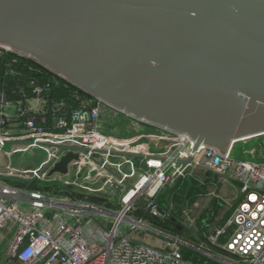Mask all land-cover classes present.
Instances as JSON below:
<instances>
[{
    "label": "built area",
    "instance_id": "built-area-1",
    "mask_svg": "<svg viewBox=\"0 0 264 264\" xmlns=\"http://www.w3.org/2000/svg\"><path fill=\"white\" fill-rule=\"evenodd\" d=\"M28 87L33 97L26 100L13 102L7 96L3 104L6 94L0 95V152L8 160L0 166V264H192L184 259L183 246L216 264H264V162L236 159L234 148L240 142L226 154L206 146L193 152L189 137L159 128L160 133L143 138L167 141V151L147 155L153 160L147 165L137 163L113 153L140 154L133 146L142 137L121 141L107 136L103 117L118 112L137 128L146 123L90 94L93 98L66 117L64 102L47 105L44 95L50 82L32 81ZM60 146L74 150L58 156ZM70 152L78 159L67 173L51 174ZM25 155L32 160L23 165ZM187 159L192 163L182 169L179 161ZM199 172L236 183L240 198L223 226L211 227L204 240L193 242L149 217L167 220L173 211L159 207V196L187 176L200 180ZM196 221L183 210L186 228L195 232ZM91 226L96 228L93 236ZM98 234L105 238L103 243L93 240Z\"/></svg>",
    "mask_w": 264,
    "mask_h": 264
},
{
    "label": "water",
    "instance_id": "water-1",
    "mask_svg": "<svg viewBox=\"0 0 264 264\" xmlns=\"http://www.w3.org/2000/svg\"><path fill=\"white\" fill-rule=\"evenodd\" d=\"M6 50L131 118L189 137L193 152L226 154L264 136V0H0ZM58 148V156L74 150ZM76 159L68 153L51 174ZM179 162L185 169L192 160ZM187 183L181 204L168 196L170 213L186 208L193 188L204 191L191 176Z\"/></svg>",
    "mask_w": 264,
    "mask_h": 264
},
{
    "label": "trees",
    "instance_id": "trees-1",
    "mask_svg": "<svg viewBox=\"0 0 264 264\" xmlns=\"http://www.w3.org/2000/svg\"><path fill=\"white\" fill-rule=\"evenodd\" d=\"M35 81L39 84L50 82L51 89L46 92L44 98L48 104L52 105L57 102H64L70 110L83 107L84 101L93 98L76 86L70 84L66 80L59 78L44 67L37 64L35 61L27 58H22L17 54L4 52L0 53V95L6 94L10 101L17 102L33 97L28 85ZM26 91V92H24ZM26 95V97L24 96ZM51 111L47 115L51 121ZM196 185L199 183L193 180ZM188 183L186 180L177 183L175 188L166 189L158 198V205L162 210L168 211L167 198H175L181 203L183 199L179 196L184 193ZM205 190V187L203 186ZM202 189L193 188L190 192L187 207H191L195 201V194L201 193ZM91 200L101 202L98 199ZM213 210L217 211V206L213 204ZM182 209H174L167 220L161 221L156 218L149 217L152 221L158 223L168 231L179 235L193 242L204 240V235L207 234L210 225L214 222L215 217H210V212L206 211L201 214L195 224V232L186 228L182 223ZM225 224V223H224ZM222 224V225H224ZM221 225V226H222ZM185 260L192 264H216L213 261L201 256L192 248L183 246L181 248Z\"/></svg>",
    "mask_w": 264,
    "mask_h": 264
},
{
    "label": "crops",
    "instance_id": "crops-1",
    "mask_svg": "<svg viewBox=\"0 0 264 264\" xmlns=\"http://www.w3.org/2000/svg\"><path fill=\"white\" fill-rule=\"evenodd\" d=\"M47 105L51 106L50 104ZM63 110H64V116L68 117V114L71 110L67 107L63 108ZM103 122L105 125L104 133L107 136H110L114 139L121 141H130L142 137L140 142L133 146V149L136 152H139L140 154H144V155L151 154L152 156L158 157L164 154L169 147V143L167 141H155L151 143L146 138H143V136L148 134L160 133L158 127L145 124L144 126L137 128L133 125V121L130 118H127L118 112H112V113L109 112L105 114V116L103 117ZM41 126L47 127L46 125H41ZM31 160L32 158L26 161V155H25L22 164L23 165L28 164ZM136 161L137 163L143 162L144 164L147 165L148 161H153V160L150 158H136ZM37 162L38 161L36 159L33 162V165H36ZM200 174L201 175L199 177H201V179L198 180L197 182L202 183L203 186L205 187V190L202 191L201 193H196L194 195L195 201L193 205L185 209L190 211V214L193 217H195L197 220L199 219V217L203 212L208 211L210 212V217L213 218L215 217V220L210 225V228L213 226L214 227L221 226L222 224L226 223L227 220L232 216L234 210L238 205L240 198L238 185L231 181H221L219 177H215L211 173L201 172ZM194 180L196 181L195 178ZM180 181H184V180H180ZM170 203L181 204V202L175 198H171ZM213 204L217 206L218 209L217 211L215 210L212 211L214 206Z\"/></svg>",
    "mask_w": 264,
    "mask_h": 264
},
{
    "label": "rangeland",
    "instance_id": "rangeland-1",
    "mask_svg": "<svg viewBox=\"0 0 264 264\" xmlns=\"http://www.w3.org/2000/svg\"><path fill=\"white\" fill-rule=\"evenodd\" d=\"M11 146H7L6 150H10ZM233 156L239 160H257L264 162V136L247 140L245 142L238 143L234 148ZM31 158L30 155H26V161ZM8 164L6 156L0 152V166H5ZM13 165H16V159L14 160ZM144 173L148 171V167H144ZM100 184H103V181H99ZM99 197L105 198V195L99 194ZM96 228L91 226L89 228L90 236H93ZM93 240L98 243H103L105 238L98 234L93 237Z\"/></svg>",
    "mask_w": 264,
    "mask_h": 264
}]
</instances>
